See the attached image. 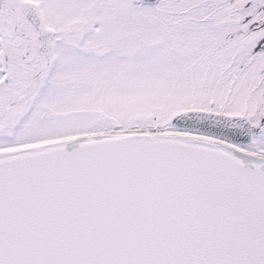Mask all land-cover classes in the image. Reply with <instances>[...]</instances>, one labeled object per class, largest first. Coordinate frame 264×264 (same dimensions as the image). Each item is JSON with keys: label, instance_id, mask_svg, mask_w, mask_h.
<instances>
[{"label": "snow or ice", "instance_id": "snow-or-ice-1", "mask_svg": "<svg viewBox=\"0 0 264 264\" xmlns=\"http://www.w3.org/2000/svg\"><path fill=\"white\" fill-rule=\"evenodd\" d=\"M0 264H264V0H0Z\"/></svg>", "mask_w": 264, "mask_h": 264}]
</instances>
